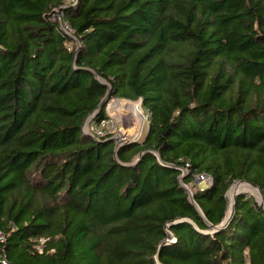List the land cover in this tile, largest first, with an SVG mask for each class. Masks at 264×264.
I'll return each instance as SVG.
<instances>
[{
  "label": "trees",
  "instance_id": "trees-1",
  "mask_svg": "<svg viewBox=\"0 0 264 264\" xmlns=\"http://www.w3.org/2000/svg\"><path fill=\"white\" fill-rule=\"evenodd\" d=\"M108 87L148 115L116 158L82 131ZM241 180L264 195V0H0V264H264L254 197L223 224Z\"/></svg>",
  "mask_w": 264,
  "mask_h": 264
},
{
  "label": "rangeland",
  "instance_id": "rangeland-1",
  "mask_svg": "<svg viewBox=\"0 0 264 264\" xmlns=\"http://www.w3.org/2000/svg\"><path fill=\"white\" fill-rule=\"evenodd\" d=\"M124 99H122L123 101ZM115 101H121V99H117V98H111L109 101L106 102V113L108 115L109 120L112 121V123L116 126V129L114 130V132L112 133L111 137L113 136H117L119 138H122L121 133L124 135V141H134V140H138L141 139L147 132L146 127L148 124V121L146 118H144V116H142L140 114L139 120L135 118V116L132 114V112H130L129 110H127L126 108L122 107L119 111H117V114H112L109 106L110 103H113ZM134 103H138L137 101H134ZM139 104V103H138ZM133 105V103H132ZM135 107V105H133ZM140 109L143 112V115L145 114V112L143 111L142 107L139 105ZM123 111H125L126 113H130L133 117H131V119L133 118V121H128L127 118H125V113H123ZM138 111V110H136ZM94 123H92L93 125ZM89 128L91 125V121L88 124ZM92 137V136H91ZM236 183V182H235ZM235 183H233L232 185H234ZM192 184H195V186L199 185L197 182H194ZM192 184L187 185V189L189 190H193L192 189ZM231 185V186H232ZM230 186V187H231ZM245 192L242 193H247L248 195H251L252 197H255L257 199V201L260 199L259 195H257L256 191L254 190H243Z\"/></svg>",
  "mask_w": 264,
  "mask_h": 264
},
{
  "label": "water",
  "instance_id": "water-1",
  "mask_svg": "<svg viewBox=\"0 0 264 264\" xmlns=\"http://www.w3.org/2000/svg\"><path fill=\"white\" fill-rule=\"evenodd\" d=\"M107 101H109V87H108V90H107L106 95H105L104 98L101 100V102L98 104V106H97L96 109L93 111V113L90 114V115L85 119V121H84V123H83V126H82V130H83V128H85V127L90 123V121L92 120V118L94 117V115H95L96 113H98V111L100 110L101 106H102L105 102H107ZM128 101H130V100H128ZM131 102H132V101H131ZM137 102H138L139 105L141 106L140 100H138ZM83 133H84V132H83ZM111 139L115 142V153H114V157L116 158V151H117V148H118L123 142H121L120 138L117 137V136H113V137H111ZM142 154H143L142 152L139 153V154L137 155V157L134 159V162L138 161V159L142 156ZM156 155H157V152H156ZM158 158H159V157H158ZM181 171H182V173H181V175L178 177L179 182H180V185H181V187H182L183 189H185V191H186V193H187V195H188V200H189V202H190V203H191V204L197 209V211L201 214V211L199 210L198 206H197L196 203L194 202V199H193V191L187 189V187L184 186V185H182V183H181V181H182V177H183V175H185V174H184V173H185V169H184V168H181ZM237 183H243V184H246V185H250V186L252 187V189H255V190L257 191V194L259 195V198H260V199H259L258 201H257V199H256L255 197H254V199H255V201L258 203L259 207L264 211V195H263L262 191L260 190V188L257 187V186H255V185H253V184H251V183H249V182L242 181V180H241V181H236L235 184H237ZM229 189H230V187H229ZM229 189H228V190H229ZM228 190H227V192H228ZM227 192H226V197H227V199H228V206H227V212H226L225 221H224L223 224H226V223L230 220V218H231V216H232V214H233V210H234V206H235V197H236V195L239 194V193H242V192H237V193H235V195H234L232 201L230 202L229 197L227 196ZM184 220H185V219H184ZM188 222H189V221H188ZM206 223H207V222H206ZM207 224H208V226L211 228L212 232L215 231L217 228H219V226L210 225L209 223H207ZM223 224H222V225H223ZM220 226H221V225H220ZM168 240H169V239H166L165 242L162 243V244L159 246V249H161V247H162L163 245H165L166 243H169ZM155 258H156V260H157V255L155 256ZM157 264H161V263H159V262L157 261Z\"/></svg>",
  "mask_w": 264,
  "mask_h": 264
},
{
  "label": "built area",
  "instance_id": "built-area-1",
  "mask_svg": "<svg viewBox=\"0 0 264 264\" xmlns=\"http://www.w3.org/2000/svg\"><path fill=\"white\" fill-rule=\"evenodd\" d=\"M64 2H65V5H72V6L75 5V0H64ZM58 12L59 10H57V12L52 15V19L58 23L59 27L62 30H64L65 32L70 31L68 25L64 21H62L61 16ZM123 113H125L124 114L125 118H127L129 122L134 120L133 118L131 119V117L133 116L130 113H126L125 111H123ZM140 114L144 116V118H146L148 121L147 113L143 115V112L141 110ZM115 129H116V126L112 123L111 120H109V118H107L105 120L100 121L99 123L93 124L92 127L90 126V128H89V125H87L86 128H83L82 131L85 134L92 136L93 138H100V137L105 136L106 134L112 135ZM121 135H122V138H120L121 142H126L123 139L124 135L122 133ZM185 167H188V165L186 164ZM184 169H185L184 174H187V168H184ZM194 182H197L199 185L209 186L213 183V179L208 175L200 174L195 177ZM2 241H3L2 235L0 234V242Z\"/></svg>",
  "mask_w": 264,
  "mask_h": 264
},
{
  "label": "bare ground",
  "instance_id": "bare-ground-1",
  "mask_svg": "<svg viewBox=\"0 0 264 264\" xmlns=\"http://www.w3.org/2000/svg\"><path fill=\"white\" fill-rule=\"evenodd\" d=\"M131 103L132 102L124 101V100L122 102L115 101L113 103H110L109 109H110V111H111L112 114L113 113L114 114H117V111H119L122 107H124L127 110H129L130 112H132V114L135 116L136 120L137 119L139 120L140 111H141V109L139 107V104L138 103H135L138 106V109H136ZM136 110H138V111H136ZM247 189L248 190H254V191H256L255 189H252V187L250 185H246V184H243V183H237V184L232 185L230 187V189L228 190V192H227V196L229 197L230 202L232 201L235 193H237V192H245L243 190H247ZM256 193H257V191H256Z\"/></svg>",
  "mask_w": 264,
  "mask_h": 264
},
{
  "label": "crops",
  "instance_id": "crops-1",
  "mask_svg": "<svg viewBox=\"0 0 264 264\" xmlns=\"http://www.w3.org/2000/svg\"><path fill=\"white\" fill-rule=\"evenodd\" d=\"M118 99V98H117Z\"/></svg>",
  "mask_w": 264,
  "mask_h": 264
}]
</instances>
